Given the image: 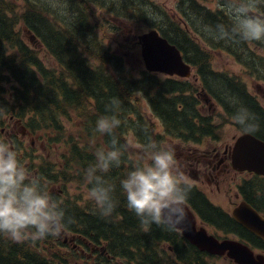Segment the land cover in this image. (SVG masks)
I'll return each mask as SVG.
<instances>
[{
    "label": "trees",
    "instance_id": "1",
    "mask_svg": "<svg viewBox=\"0 0 264 264\" xmlns=\"http://www.w3.org/2000/svg\"><path fill=\"white\" fill-rule=\"evenodd\" d=\"M26 1L29 4L22 15L23 23L40 40L43 50L56 63L59 70L44 66L39 55L32 53L17 37L15 23L8 16L7 9L0 8V124L4 127V119L8 117L13 121H21L20 125L32 135L40 131L44 134H53L50 142L62 145L65 155L68 151L67 161L63 163V170L58 171L57 176L52 175L55 165L37 168L36 177L47 191L49 185L53 186L59 177V181L64 185L78 181V186H81L85 181L84 169L94 163L95 149H85L80 147L82 143L78 145L66 140L63 119L68 120L74 116L83 131L84 141L90 142L99 137L97 146L103 147L108 144L109 137L95 131V121L106 113L110 101L117 98L120 101L117 115L122 123L115 130V135L120 144L125 147L123 137L131 132L135 145L141 146L151 137H155L154 141H160L161 137L152 132L151 126L146 124L145 128H142L143 119L140 113L130 105L131 99L128 94L134 88L143 87L155 92L149 98V107L164 126L165 134L184 137L185 130L189 132L197 128L201 131L210 127L205 125V120H209L206 117H202L204 128L194 125V118L199 117L194 110V100L190 96H184L189 91L187 83L182 84L174 80L159 82L157 77L149 76L147 73H141L139 77L124 75V60L119 55L89 41L90 37L97 34L92 19L88 17L95 7V0H66L69 3L66 9L70 13L69 17L54 13L48 1ZM129 5V3L124 5L125 12H128ZM108 6L109 9L112 8V4ZM187 6L191 10L190 16L198 17L197 23L205 30L206 26L214 28L217 25L213 20L214 16L209 11L198 8L194 1L188 2ZM222 21L226 26H230L228 16L222 15ZM165 32L163 31V35L184 53L188 62L196 64L197 70L208 64L206 55L190 40L183 38L182 35L185 34L172 22L167 23ZM5 44H10L11 50H7ZM237 44L241 45L240 42H236L235 47ZM18 53L21 56H17ZM108 69L112 74L108 73ZM201 72L203 73V68ZM203 80L215 96L226 101L232 114L238 104L246 106L254 113L259 124V129L254 135L264 139V113L243 89L233 85L232 80L211 72L207 76L204 74ZM5 84L10 86L7 93L4 92ZM146 89L143 91L146 92ZM5 141L8 142V139ZM18 143H14V148L20 154L22 151L17 150ZM124 151V160L126 162L127 157L129 165L124 168L126 166L124 163L120 168L112 169L105 177L115 186L114 198L119 204L115 208L117 211L107 217L101 216L91 200L86 201V206L81 209L82 206L78 202L85 199L77 196L74 200L60 204L65 209L66 219L70 221L65 229L71 234L91 236L90 239L95 246L104 245L106 253L114 260H135L138 264H163L161 259L166 256L165 252L160 250L161 254L158 255L156 247L159 243H168L180 263L193 264L199 255L204 254L187 244L172 228L153 225L146 229L127 208L126 201L120 193L119 179L135 162L128 157L125 148ZM23 159L24 155L22 162ZM28 168L33 173L32 163H29ZM194 199L196 201H193ZM187 203L192 205V209L204 220L209 221L212 218L215 224L220 226L221 222L218 219L228 220L217 207L210 205L207 198L199 194L196 188L190 187ZM99 215L102 218H109L113 229L105 227L95 230L94 218ZM50 239L49 236L39 240L27 239L17 242L0 234V264H57L40 253L44 249L42 241ZM106 262L107 260H104L103 264ZM164 264L175 263L167 259Z\"/></svg>",
    "mask_w": 264,
    "mask_h": 264
},
{
    "label": "clouds",
    "instance_id": "2",
    "mask_svg": "<svg viewBox=\"0 0 264 264\" xmlns=\"http://www.w3.org/2000/svg\"><path fill=\"white\" fill-rule=\"evenodd\" d=\"M264 0H224L230 26H206L210 37L225 43L264 42V15L254 14ZM120 101L113 98L106 113L95 121V131L108 136V144L94 152V163L84 169L87 196L104 217L110 216L117 201L115 186L105 177L125 163L124 146L115 130ZM232 119L242 133L253 135L259 129L254 113L238 104ZM143 156L131 164L119 179L120 193L127 208L146 229L153 225L179 228L186 218L190 184L178 167L174 148L149 140L141 145ZM66 212L24 165L13 145L0 140V234L14 241L39 240L58 235L67 223Z\"/></svg>",
    "mask_w": 264,
    "mask_h": 264
},
{
    "label": "rangeland",
    "instance_id": "3",
    "mask_svg": "<svg viewBox=\"0 0 264 264\" xmlns=\"http://www.w3.org/2000/svg\"><path fill=\"white\" fill-rule=\"evenodd\" d=\"M21 0H0V8L9 9L10 18L15 23V33L17 37H19L29 48V50L38 54L44 66L54 67L56 71H58V66L56 63L51 60L49 55L43 51L42 46L40 45L39 39L31 32H28L27 27L23 23L22 15L26 11L24 6H20V8H16V3H19ZM48 1V5L53 10L54 13L60 16H68L69 12L66 10L69 6V3L64 0H45ZM186 5H183L187 8V13H190V9L187 6L188 2L194 1L196 5L201 6L203 8L206 6L208 9L213 11H221L220 14L223 16H227L224 10V0H181ZM144 2V3H143ZM129 3V8L127 11H130L129 16H124V5ZM150 3V4H149ZM101 4V6H98ZM109 4H112V8L109 9ZM180 4L179 0H95L94 5L96 7L93 8L92 14L88 15L92 19L93 27L96 28V33L92 37L89 38V41H92L94 44L98 46H102L103 48L114 51L116 54L121 56L124 60L123 67H126L124 75L131 74L130 76L139 77L140 71L144 70V65L142 63L140 54L138 53V49L136 48L137 38L138 36H145L149 31V25L142 22H134L129 21L132 20L134 15H140L143 18L156 19L160 17L162 11L164 16L168 18L170 22L180 21V18L183 22H188L186 25L185 35H182L185 39H190L192 36L194 37L193 27H197L196 23L198 17H194L193 20L190 18H184L182 14L178 11V5ZM205 10V8H203ZM262 14L264 15V5L259 6L254 14ZM213 20L218 24H223L222 16L218 18L216 14H212ZM225 25V24H224ZM142 29V30H141ZM178 30L176 29V32ZM202 32H204L201 29ZM162 32V31H160ZM140 33V34H139ZM189 34V35H188ZM235 47V43H227L221 44V47H217L218 45H208L204 47L205 52L208 54L209 63L214 67L216 71H223L228 74H233L239 76L249 93H252L257 96V87L260 86L264 88V85L261 82H257L258 80L253 76L246 75V69L250 66V61L257 62L258 58L254 55H263L264 54V42H240ZM130 45H135V48L129 49L126 52H122ZM7 50H11L10 44L4 45ZM239 46V47H238ZM203 47V46H202ZM219 50L221 52H219ZM214 51H216L214 53ZM21 56L20 53L17 56ZM250 59V61H249ZM129 73H128V72ZM112 71L109 69L108 73L110 74ZM153 72V71H151ZM112 74V73H111ZM154 75V73L152 74ZM156 77H159L161 80L164 79L166 75L161 73H155ZM254 79V80H252ZM10 86L9 84L4 85V92L7 93ZM155 92L143 91L142 88H134L128 94L130 96V105L133 106L135 111L140 113V117L143 119V123H141L142 128H145L146 121L150 123V109L148 107V101L150 102V97ZM78 116V115H76ZM133 116V113H132ZM63 119V118H62ZM5 121V129L10 130L11 136L17 135L14 139L15 143L20 141L17 145V150L20 152L19 158L22 159L24 155V159H28L29 163H32L35 167H45L46 165H55L54 170L52 172L53 176H57L58 171L63 170V163L67 161V155H65L62 145H54L50 142V139H53V134H44L42 131L32 135L23 128L20 124L21 121H13L10 120L9 117L4 119ZM63 123L65 124L66 130V140H71L75 144H81L80 147H84L85 149H96L97 141L99 137L94 138L93 141L85 142L83 139V131L79 125L77 119L72 116L70 119H63ZM145 122V124H144ZM154 125L151 126L154 128L155 132L161 133L162 127L159 121L152 119ZM150 130V132H151ZM7 132V136H9ZM132 133V132H131ZM130 133V134H131ZM129 133L124 135L125 142V150L128 157L134 159L133 162H136L141 156H143L142 147L139 145H135L132 136ZM133 135V133H132ZM151 140L152 137H151ZM11 144L14 146L13 142ZM134 157V158H132ZM126 168L129 165V160L126 157ZM23 163L27 166V162L23 160ZM59 177V176H58ZM58 180L54 183L53 187H51L52 192L59 198L61 201L63 199H71L74 200L77 196L83 197L85 201L78 202L81 205V209L84 208L86 201L90 202L87 196V186L85 181L82 182L81 186H78V181L68 182L66 187H63V183ZM203 191H209L207 187L202 186ZM224 197V195H222ZM210 202H212L216 206H220V196L215 195H207ZM121 204V203H120ZM222 204V203H221ZM119 205V204H116ZM117 209L114 211L116 212ZM134 217V215H133ZM96 221L95 230L99 228L109 227L113 229V225L109 223V218H102L100 215L97 218H94ZM119 233V231H117ZM44 244V249L40 252L42 255L52 259L57 264H95L92 257H89L87 254L82 255L79 254V257L71 256L70 246L63 244V238H59L55 240V238H51V240L42 241ZM62 244V245H61ZM165 248V245L162 246V249ZM94 252L95 256L97 255V251ZM75 253V252H74ZM101 258L98 259L103 264V260H107L105 264H138L135 260H125V259H117L114 260L110 257L105 251H102ZM63 258V259H62ZM59 259L60 262H59ZM102 259V260H101Z\"/></svg>",
    "mask_w": 264,
    "mask_h": 264
},
{
    "label": "flooded vegetation",
    "instance_id": "4",
    "mask_svg": "<svg viewBox=\"0 0 264 264\" xmlns=\"http://www.w3.org/2000/svg\"><path fill=\"white\" fill-rule=\"evenodd\" d=\"M258 91L263 94L264 98V89L259 87ZM174 151L177 160L183 159L179 163V168L186 176L193 175L197 185L208 188L209 191L203 192L204 197L215 196L223 188L220 194V196L224 195L221 197L222 204L216 206L210 201L209 204L217 207L228 220L218 219L221 222L220 226L215 224L212 218L209 221L203 219L214 228L210 233L221 240L238 241L250 250L254 262L261 260L264 264V240L248 231L240 223H236L232 216L237 206L246 204L264 220V177L250 172L232 171L230 140L222 135L215 137L210 134L196 144L174 147ZM208 259L207 264H216V260H225L226 264H235L226 255L221 258L209 257Z\"/></svg>",
    "mask_w": 264,
    "mask_h": 264
},
{
    "label": "water",
    "instance_id": "5",
    "mask_svg": "<svg viewBox=\"0 0 264 264\" xmlns=\"http://www.w3.org/2000/svg\"><path fill=\"white\" fill-rule=\"evenodd\" d=\"M141 55L147 71H160L167 74H178L182 77L189 75L190 67L186 65L180 52L171 45L157 40L153 36L141 38ZM235 152L238 151L242 157L249 159L250 166L258 174L264 175V144L250 135H244L236 141ZM259 160L263 162H259ZM247 162L246 164H248ZM186 207V218L179 228L181 235L198 250L210 254L228 253L229 257L239 264H262L261 260L254 262L251 252L236 242L224 240L219 242L213 236L207 234L204 228H196V221L193 213ZM233 216L240 224L245 226L251 233L264 240V220H262L249 207L239 208L234 211Z\"/></svg>",
    "mask_w": 264,
    "mask_h": 264
},
{
    "label": "bare ground",
    "instance_id": "6",
    "mask_svg": "<svg viewBox=\"0 0 264 264\" xmlns=\"http://www.w3.org/2000/svg\"><path fill=\"white\" fill-rule=\"evenodd\" d=\"M144 3V2H143ZM150 4V3H149ZM96 245V244H95ZM94 245V251H97V252H102V251H105L106 250V248H105V246L104 245H101V246H95ZM181 264H183V263H181Z\"/></svg>",
    "mask_w": 264,
    "mask_h": 264
}]
</instances>
